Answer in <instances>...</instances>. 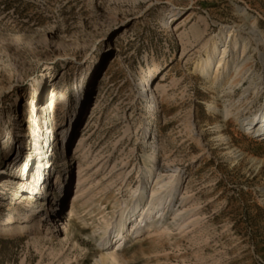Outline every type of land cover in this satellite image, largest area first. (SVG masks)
Returning <instances> with one entry per match:
<instances>
[{"label": "rangeland", "instance_id": "374dc122", "mask_svg": "<svg viewBox=\"0 0 264 264\" xmlns=\"http://www.w3.org/2000/svg\"><path fill=\"white\" fill-rule=\"evenodd\" d=\"M263 111L264 0H0V264H101L104 221L172 173L121 264H264Z\"/></svg>", "mask_w": 264, "mask_h": 264}, {"label": "bare ground", "instance_id": "6f19581e", "mask_svg": "<svg viewBox=\"0 0 264 264\" xmlns=\"http://www.w3.org/2000/svg\"><path fill=\"white\" fill-rule=\"evenodd\" d=\"M229 35H230V30L223 29L221 31V35L219 34L217 36H214L208 50L205 53V56L202 57L200 61L196 64V68L198 69V71L202 75L211 78L213 81L218 79V76L221 74L225 65L227 64V57L229 55L228 41H225V40L221 41V39L222 38L225 39V37ZM157 69H158L157 66L153 65L151 67H148L147 70L145 71L143 83L146 87L149 86V80H150V78L149 79L147 78L149 76L151 77V75H154ZM147 98L149 100V103L147 106L149 108H153L154 101L151 100L152 96L148 95ZM212 107L214 106L212 104H209V108H212ZM224 114L226 117L228 115V111H225ZM258 123H259L258 128L264 127V111L257 117V119L254 118L250 120L249 122H247L248 124L247 129L254 128V126ZM149 158H151L149 161L150 163L152 162L153 156L149 155ZM146 172H147V175L151 174L152 168L150 165L148 166ZM175 181H176V177L173 173L164 178L159 175L156 177V180L153 183V185L150 187L149 191H147L146 187H143V186H140L137 189L133 190L132 192L133 194L131 195L132 201H131V206L129 208V215H128L129 223L126 226V229L124 230L123 225L118 224V222L117 223L110 222L107 220L104 221L102 227H100L102 228L103 235L107 234V236L102 237L101 238L102 240L98 244L99 246H101V251L99 253L98 259L96 260L97 262L101 264H121L118 253L116 252V248H118L119 243L122 240H125L126 235L131 231V227L135 225L136 218L134 217H136V214L140 215L139 212L143 211L144 205L149 206L150 211H151L154 207L156 206L159 207L163 202H166L167 198L168 197L170 198V194H168L169 191L174 189L173 183ZM74 199L75 197L72 198L71 200L69 211H71L73 207L72 201ZM5 221L10 222L11 221L10 217L6 218ZM109 246L110 248L108 249L107 247Z\"/></svg>", "mask_w": 264, "mask_h": 264}]
</instances>
